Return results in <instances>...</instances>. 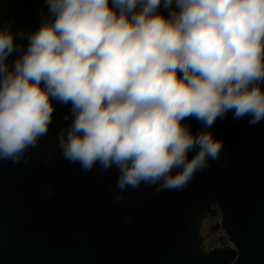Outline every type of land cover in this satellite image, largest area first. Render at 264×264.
Wrapping results in <instances>:
<instances>
[{
  "label": "clouds",
  "instance_id": "1",
  "mask_svg": "<svg viewBox=\"0 0 264 264\" xmlns=\"http://www.w3.org/2000/svg\"><path fill=\"white\" fill-rule=\"evenodd\" d=\"M44 2L11 67L20 46L0 26V160L18 164L48 134L55 98L71 104L65 160L115 168L120 192L179 190L219 159L217 120H264V0Z\"/></svg>",
  "mask_w": 264,
  "mask_h": 264
},
{
  "label": "water",
  "instance_id": "2",
  "mask_svg": "<svg viewBox=\"0 0 264 264\" xmlns=\"http://www.w3.org/2000/svg\"><path fill=\"white\" fill-rule=\"evenodd\" d=\"M46 15L44 0H0V26H10L20 46L10 67ZM52 104L48 134L26 158L0 160V264H207L200 231L213 205L239 246V263L264 264V120L249 126V117L231 113L217 120L220 157L185 188L120 192L115 168L84 172L63 158L57 132L71 123V104Z\"/></svg>",
  "mask_w": 264,
  "mask_h": 264
},
{
  "label": "flooded vegetation",
  "instance_id": "3",
  "mask_svg": "<svg viewBox=\"0 0 264 264\" xmlns=\"http://www.w3.org/2000/svg\"><path fill=\"white\" fill-rule=\"evenodd\" d=\"M200 252L208 258L207 264H240V249L227 229L224 216L218 205L202 221Z\"/></svg>",
  "mask_w": 264,
  "mask_h": 264
}]
</instances>
